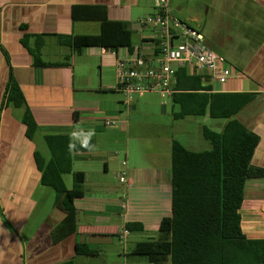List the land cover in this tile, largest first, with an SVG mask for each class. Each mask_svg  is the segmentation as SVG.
Instances as JSON below:
<instances>
[{"label":"crops","instance_id":"obj_1","mask_svg":"<svg viewBox=\"0 0 264 264\" xmlns=\"http://www.w3.org/2000/svg\"><path fill=\"white\" fill-rule=\"evenodd\" d=\"M158 1L0 0V264H149L132 256L131 250L142 240L156 238L161 224L171 218L173 141L194 152L211 149L209 142L187 147L165 126L158 134L145 136L147 127L138 118L143 96L127 99L115 89L118 58L140 48L148 55L154 51L153 30L143 29L135 16L138 10L145 16L155 14ZM170 4L174 15L199 30L208 47L226 58V67L239 74L225 84L203 85L210 84L215 93L258 94L237 118L259 136L252 165L264 168V0H170ZM76 6L104 8L109 21L127 23L138 39L134 42L132 37V47L117 53L101 47L77 53L62 45L59 36L98 35L102 22L74 20ZM25 35H45L42 59L50 65H34L22 44ZM34 43L29 40L30 46ZM121 49L125 55H120ZM11 74L38 124L33 140L26 136L23 110L4 104ZM202 117L213 120V128L203 129L221 132L227 123ZM108 121L114 124L107 125ZM77 126L95 130L96 147L76 154L74 170L86 175L84 183L73 181L68 187L84 193L75 201L76 230L54 242L52 232L65 214L55 206L45 214L46 206L36 200L37 194L49 197V192L40 182L34 155L39 151L50 158V152L46 156L40 151V141L69 135ZM124 169L131 187L119 180ZM39 207L44 217L36 216ZM242 218L249 237L264 238V179L247 181ZM128 222L144 229L129 234L121 248L119 231ZM81 244L96 253L78 254Z\"/></svg>","mask_w":264,"mask_h":264},{"label":"trees","instance_id":"obj_2","mask_svg":"<svg viewBox=\"0 0 264 264\" xmlns=\"http://www.w3.org/2000/svg\"><path fill=\"white\" fill-rule=\"evenodd\" d=\"M73 18L102 22V32L98 35L59 36L62 45L72 47L77 53L89 47L114 53L120 48L132 47L133 32L128 24L109 21L102 7L76 6ZM44 37L25 35L22 38L37 67L50 65L42 59ZM30 39H35L33 46L29 44ZM204 82L208 80L202 74L191 73L187 67L177 68L171 101L180 111L173 113L174 119L208 115L227 123L221 132L203 129V136L211 145L208 151L194 152L173 141L171 218L161 224L156 238L136 243L131 255L146 257L149 264H264V238H251L242 227L247 181L264 179V168L252 165L260 138L237 118L258 94L215 93ZM4 104L23 110L26 136L33 140L38 124L13 74ZM44 141L50 158L36 151L34 160L42 186L55 192L54 206L65 214L52 232L53 241L58 242L75 232L78 216L75 201L84 196L81 190L68 189L64 176L71 174L77 185L86 181L84 172L74 170V161L76 154L88 150L77 144V149L70 151L68 134L46 136ZM92 143L96 147L95 138ZM125 228L130 234L144 229L136 222L126 223ZM77 253L93 255L96 251L81 244L77 246Z\"/></svg>","mask_w":264,"mask_h":264},{"label":"built area","instance_id":"obj_3","mask_svg":"<svg viewBox=\"0 0 264 264\" xmlns=\"http://www.w3.org/2000/svg\"><path fill=\"white\" fill-rule=\"evenodd\" d=\"M143 29H152L154 51L151 55L143 49H137L134 55L127 54L117 59L115 89L127 99L133 96H144L158 93L167 105V99H172L176 70L188 67L191 73L202 74L209 82L227 83L239 74H233L226 67V58L210 49L202 33L177 18L170 0H159L157 11L139 19ZM112 125L114 122H106ZM127 167V162H124ZM119 180L131 187L127 169L120 173ZM125 211L127 204L123 203ZM129 231L125 228L119 231L121 244L126 246Z\"/></svg>","mask_w":264,"mask_h":264},{"label":"rangeland","instance_id":"obj_4","mask_svg":"<svg viewBox=\"0 0 264 264\" xmlns=\"http://www.w3.org/2000/svg\"><path fill=\"white\" fill-rule=\"evenodd\" d=\"M146 14L142 10H138L136 13V18L144 17ZM138 39V35L134 33L133 41L135 42ZM120 55H125L124 50L119 51ZM143 105L141 108V113L139 115V122L143 124L145 130H143V134L145 136L158 134V129L165 127L170 128L169 132L171 135L180 141H182L187 147H194L202 142H208L203 136V126H207L209 128H213V120H209L208 122L205 121L204 117H187L183 120H175L173 113H177L180 111L179 107L172 104L171 99H167V105L163 106L161 96L158 93H149L145 94L142 98ZM222 119H217L216 122H220ZM157 132V133H156ZM161 133V131H159ZM40 151L44 153L46 156H49L48 148L43 141H40ZM122 151L125 152L128 149L127 142L124 141L121 145ZM122 152V153H123ZM49 159V158H48ZM64 180L67 187H71L73 184V176L71 174H67L64 176ZM46 190L49 192L48 196H39L36 195V200L38 201L39 205L46 206L44 207L43 213H48V211L53 208L54 200H55V192L51 189L46 187ZM40 207L36 212V216L44 217L42 213H40ZM43 219V218H41ZM124 245L121 247L123 248ZM124 250V249H122ZM132 251V250H131ZM146 262V257H143ZM166 264H171L170 262Z\"/></svg>","mask_w":264,"mask_h":264},{"label":"clouds","instance_id":"obj_5","mask_svg":"<svg viewBox=\"0 0 264 264\" xmlns=\"http://www.w3.org/2000/svg\"><path fill=\"white\" fill-rule=\"evenodd\" d=\"M95 135L96 133L94 129L85 131L83 128L77 126V128L69 134V150H76L78 144L81 149L93 151L95 149V145L92 143V138Z\"/></svg>","mask_w":264,"mask_h":264}]
</instances>
